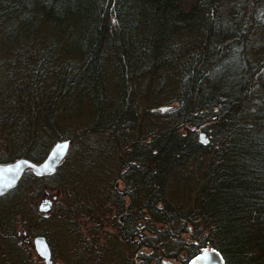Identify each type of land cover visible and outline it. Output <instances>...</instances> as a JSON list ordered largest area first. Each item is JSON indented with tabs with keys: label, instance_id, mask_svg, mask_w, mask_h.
Returning <instances> with one entry per match:
<instances>
[{
	"label": "trees",
	"instance_id": "trees-1",
	"mask_svg": "<svg viewBox=\"0 0 264 264\" xmlns=\"http://www.w3.org/2000/svg\"><path fill=\"white\" fill-rule=\"evenodd\" d=\"M64 141L6 200L4 264L18 223L67 264H264V0H0V164Z\"/></svg>",
	"mask_w": 264,
	"mask_h": 264
},
{
	"label": "water",
	"instance_id": "water-1",
	"mask_svg": "<svg viewBox=\"0 0 264 264\" xmlns=\"http://www.w3.org/2000/svg\"><path fill=\"white\" fill-rule=\"evenodd\" d=\"M167 108H161L165 111ZM201 140L207 142L204 134H201ZM70 143L68 141L59 142L54 147L52 153L46 162L35 165L26 160H19L10 164H0V193L8 190L18 184L24 171L28 168L33 169L39 175L54 173L64 157L69 151ZM35 248L39 256L50 263L51 249L44 237L35 239ZM164 264H178L172 261H164ZM189 264H225L223 257L215 250H206L194 258Z\"/></svg>",
	"mask_w": 264,
	"mask_h": 264
},
{
	"label": "flooded vegetation",
	"instance_id": "flooded-vegetation-1",
	"mask_svg": "<svg viewBox=\"0 0 264 264\" xmlns=\"http://www.w3.org/2000/svg\"><path fill=\"white\" fill-rule=\"evenodd\" d=\"M27 170H29V169H26L24 171V173ZM15 187H16V185L12 186L8 190L0 193V264H4L3 261H5V260L2 257V255H4V253L7 251L6 249H8V247L5 245L4 239H9L12 237L11 235L4 233L6 231L4 229V227L6 226L5 224L7 223V217H6L7 211L5 212V209H7V207L9 206L8 202H6V200H9V199L15 197L12 194V191L16 189ZM35 202H37V199L35 200ZM52 210H53V208H52V201L51 200H45V199L42 200L41 204L38 207V211L43 215H50ZM11 211H13V210H11ZM14 232H15L14 238L17 239L18 245L20 247H22V249H24L21 251V253L23 254L24 258L26 259L27 264H48L45 259H43L39 256V254L35 248V239L40 237V236L33 237V235H31L25 228H23V230L21 228H20V230L15 229ZM50 249H51V257H50V263L49 264H55L56 258L54 256V251L52 249V246H50ZM9 252H11L12 253L11 255H13V257H14L15 254H13V253L15 252V250L13 248H9ZM14 260H16V259H14ZM189 263H186V264H189Z\"/></svg>",
	"mask_w": 264,
	"mask_h": 264
},
{
	"label": "rangeland",
	"instance_id": "rangeland-1",
	"mask_svg": "<svg viewBox=\"0 0 264 264\" xmlns=\"http://www.w3.org/2000/svg\"><path fill=\"white\" fill-rule=\"evenodd\" d=\"M46 191L48 190V188H46L45 189ZM46 191H44V193H41L40 194V196L38 197V199H37V202H35V200H34V204H35V206H36V208H37V210H38V207H39V205L41 204V201L42 200H51L52 201V208H53V206H54V203L53 202H57L58 200H60V198H61V196H60V192L59 191H57V190H55V191H47V193H46ZM8 212V211H10V209L9 208H7V209H5V212ZM22 221V220H21ZM19 224V223H18ZM16 225V228L15 229H19L20 230V228L23 230V228L24 227H22V226H19V225ZM25 229L31 234V235H33V229H32V226L31 225H28V227H25ZM35 236H37V235H33V237H35ZM14 250H15V252L13 253V254H16L19 250H16L15 248H14ZM22 250H24V249H22ZM22 250H20V252L22 251ZM13 251V250H12ZM104 253V252H103ZM15 256V255H14ZM172 262H175V263H178L176 260H171ZM55 264H67V262H66V259H64L63 257H61V255L59 256L58 255V257L56 258V261H55ZM179 264H181V263H179Z\"/></svg>",
	"mask_w": 264,
	"mask_h": 264
}]
</instances>
